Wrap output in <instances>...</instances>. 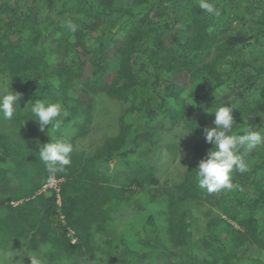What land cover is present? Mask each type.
Returning a JSON list of instances; mask_svg holds the SVG:
<instances>
[{
    "label": "trees",
    "instance_id": "trees-1",
    "mask_svg": "<svg viewBox=\"0 0 264 264\" xmlns=\"http://www.w3.org/2000/svg\"><path fill=\"white\" fill-rule=\"evenodd\" d=\"M212 2L219 16L198 0H0V72L7 92L19 94L13 118L0 115V186L9 187L10 175L19 180L0 200V248L15 243V252L32 253L24 243L31 236L34 255L48 257L43 264H264V144L247 154L248 171L234 172L231 189L198 188L195 169L212 147L202 132L218 106L232 107L235 132L264 130V0ZM107 98L118 103L119 130L104 134L93 159L115 170L106 177L89 161L70 171L81 160L72 154L69 170L56 173L65 179L59 208L54 194L39 192L49 174L37 143L61 132L71 138L45 128L49 137L33 141L17 125L33 118L37 99L59 101L70 113L65 124L85 119L75 145L91 134L93 108ZM159 119L169 132H186L191 152L169 190L149 128ZM143 196L150 206L161 200L162 218L139 224L130 215ZM199 216L204 235L195 239Z\"/></svg>",
    "mask_w": 264,
    "mask_h": 264
},
{
    "label": "clouds",
    "instance_id": "clouds-1",
    "mask_svg": "<svg viewBox=\"0 0 264 264\" xmlns=\"http://www.w3.org/2000/svg\"><path fill=\"white\" fill-rule=\"evenodd\" d=\"M200 9L211 15L219 16L220 11L212 0H198ZM68 27L75 32L76 27L69 22ZM19 94L9 91L0 96V115L11 120L16 113ZM32 120L38 122L39 130L45 131L46 126L60 129L63 121L70 113L63 108L59 101L37 99L30 105ZM214 113L213 126L205 127L202 135L207 143L212 145L206 156L195 168L197 187L209 193L233 187L231 180L234 172L248 171L245 157L253 149L264 144V130H257L251 125L240 132H235L237 124L232 115V107L228 104L218 106ZM74 145L70 139L56 138L48 143L39 145V160L42 161L49 174L48 183L53 182V176L63 172L71 165ZM22 264V261H21Z\"/></svg>",
    "mask_w": 264,
    "mask_h": 264
},
{
    "label": "rangeland",
    "instance_id": "rangeland-1",
    "mask_svg": "<svg viewBox=\"0 0 264 264\" xmlns=\"http://www.w3.org/2000/svg\"><path fill=\"white\" fill-rule=\"evenodd\" d=\"M184 6L188 8L186 4ZM215 49L218 50V48H215ZM7 81L8 80H6V76H4V73L0 72V96L4 95V93L7 92L9 88L8 87L9 83L6 84ZM94 98H97V97L94 96ZM102 101L103 102H100L98 104V107L96 106L95 108H93V110L95 109L93 112V119H92V122H93L92 130L93 131H91V134L88 139L89 142L92 143V145H88L87 149L91 148L92 150L91 146H94L97 135L99 136L100 134L108 133L107 136H110V134L113 133L114 130L116 131L119 130V127H118L119 125L117 121V118L119 116L118 103L108 98ZM84 121L85 119L79 118V117L77 118V122L75 123L72 122L69 125L65 124L63 121L61 129L63 130V132L66 133V135L69 138H72L73 135L75 137V135L77 136V132L79 131V129L83 127V124H80V123H83ZM163 122L164 121L159 119L152 126L150 125L149 128L152 132H154L155 138L157 139L155 141V144L152 146V149H154L155 151L160 149V152H159L160 157H163V160H162L163 163L158 167L159 168L158 175L159 177L161 176V179L163 180H165V178L167 179L172 178L171 180L167 182V189L169 190L170 188L173 187V184L176 181L177 182L181 181L180 178L182 176L181 172H183V169H180V167L182 163L184 162L183 161L184 159H189V157L191 156V152L188 149L189 143L184 138V135L186 134V132H184V134L182 135V133L179 132V130H183L181 128H177L176 129L177 131H175L174 129L173 131L169 132L167 130H170V128L164 127ZM48 126L49 127H46V128H48L50 131H54V129L51 128L50 125ZM19 127H24L26 131L29 133V135L32 137L33 141H41L47 138V136L49 137L48 132L46 130L41 132L39 130L38 122L33 121L30 118L25 119L24 121H22V123L17 125V128ZM173 135L176 136L174 143L177 144L179 148L177 147L176 151L171 154L172 149L169 150L168 143L172 141ZM57 136L60 137V133L57 134ZM57 136H52V139H56ZM146 136H147V132H144L143 138H141V141L143 142L142 146H144V148H146L147 145L150 146V144H148V140L146 139ZM37 144L40 145L39 143ZM129 149H130L129 145L125 146L126 151ZM141 150L146 153L145 149L141 148ZM173 156H175V158H173ZM159 162L161 161L159 160ZM53 178L58 179L62 177H57V175L55 174ZM9 180H10V185L8 188L0 186V200L1 198L6 197L8 194L10 195L14 191L15 179L13 176L10 175ZM158 186H159V183H158ZM45 194L49 195V192ZM165 197L167 196L165 195ZM144 199H145V196H143L141 202L139 200V204L140 206H142V208L139 209L138 207H134L132 209V212H129L130 215L134 213V215H136V217L138 218L139 224L140 222L142 223L141 221L142 217L143 219L147 220L150 216L153 215L155 221L158 218H162V216L165 213H163V207L161 205V200L159 201V204H154L150 206L149 204H146V201H144ZM210 211L213 212L214 214H217V211L214 209H210ZM157 214L159 215L158 217H157ZM127 218H129L128 215H127ZM198 219H199L198 223L195 225V227L197 228V231H195L196 233L195 239H198L204 235V218L202 216H199ZM151 225H153V223H150V226ZM154 229L155 228L150 227V230H154ZM24 243L27 246V248H30L32 250V253L30 252L28 253L25 250L26 247H23V248L21 247L20 250H17L15 252V243H10V245L6 247H5L6 242L1 243L3 247L0 248V264H21V261H22V264H43V262H45L44 260L47 259L46 262L48 261V257L45 256V254H42L41 258H37L34 255L38 247L35 244L36 241L34 239L29 238L28 240L27 238ZM11 246H14V247L11 248ZM9 247H10V250H9ZM175 248L178 251H181L183 249V248L178 249V247H175ZM160 250H163V247L162 248L160 247ZM122 261L123 260L118 261L117 264H124ZM91 264H110V262L105 259H99L98 261L92 262Z\"/></svg>",
    "mask_w": 264,
    "mask_h": 264
},
{
    "label": "crops",
    "instance_id": "crops-1",
    "mask_svg": "<svg viewBox=\"0 0 264 264\" xmlns=\"http://www.w3.org/2000/svg\"><path fill=\"white\" fill-rule=\"evenodd\" d=\"M62 135H63V133H60V138H62ZM89 136H90V134H88V135L85 134L83 138L80 137L79 139L74 141L75 142L74 147L76 149L74 150V152L72 154L74 155L76 153L78 155V157H81V160H79L80 162L78 161L75 164H73V166H71V170L70 171L77 170L78 167L81 165V163H82V166L84 167L85 164H87V162L92 161V163L95 164V166H101V170L103 172H106L104 174H105L106 177H108V176L111 175V173L114 172L116 164L115 163H111V164H108L107 166L106 165L102 166L101 163H100L101 159L100 160L99 159L98 160H94L93 159V155L95 154V152L98 151L99 148L102 146V143L104 141V134H100L99 136L97 135V138H96V141L94 143V146H91L92 150H91V148L87 149L88 145H92V143H90L89 140H88ZM73 139L71 138V140H73ZM73 155H72V157H73ZM69 168H70L69 166H66L64 171L69 170ZM62 177H64V176H62ZM18 187H19V180H18V178L16 177V174H15V190ZM21 202H22L21 200L12 202V203H15V206L14 205H12V206L18 207L21 204ZM29 238H31V236H29ZM29 238H28V240H29ZM35 244L37 245V243H35Z\"/></svg>",
    "mask_w": 264,
    "mask_h": 264
},
{
    "label": "built area",
    "instance_id": "built-area-1",
    "mask_svg": "<svg viewBox=\"0 0 264 264\" xmlns=\"http://www.w3.org/2000/svg\"><path fill=\"white\" fill-rule=\"evenodd\" d=\"M64 178H58V179H55L53 178V182L52 183H47L45 184L41 190L39 191L40 193L46 195V196H51V195H55L56 197V200H57V207H61L62 206V198H61V192H60V186L62 183H64ZM49 192V195L45 194V193H48ZM12 205L15 206V203H12ZM65 217L64 216H61V220L63 222V224H65ZM237 227V226H235ZM68 238L71 239V243H75L76 242V238H75V233L74 231L72 230H69V233H68Z\"/></svg>",
    "mask_w": 264,
    "mask_h": 264
}]
</instances>
